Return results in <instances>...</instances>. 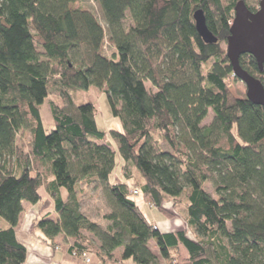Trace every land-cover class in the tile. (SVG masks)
<instances>
[{
  "label": "trees",
  "instance_id": "obj_1",
  "mask_svg": "<svg viewBox=\"0 0 264 264\" xmlns=\"http://www.w3.org/2000/svg\"><path fill=\"white\" fill-rule=\"evenodd\" d=\"M77 1L0 0V220L8 223L0 221V264H24L16 226L42 186L53 205L36 221L46 238L68 237L103 262L161 264L155 238L168 264H264V106L232 94L239 78L222 45L239 0H97L106 29ZM244 1L252 10L260 2ZM198 8L217 42L199 34ZM240 61L264 83L253 55ZM91 86L103 87L122 130L102 129L94 103L75 102L73 92ZM53 91L62 104L51 101L47 131L41 104ZM21 131L31 135L28 152ZM118 154L140 171V185L111 181ZM82 181L103 186L106 225L82 210ZM133 187L167 217L184 200L187 227L155 228ZM180 250L182 260L172 254Z\"/></svg>",
  "mask_w": 264,
  "mask_h": 264
},
{
  "label": "rangeland",
  "instance_id": "obj_2",
  "mask_svg": "<svg viewBox=\"0 0 264 264\" xmlns=\"http://www.w3.org/2000/svg\"><path fill=\"white\" fill-rule=\"evenodd\" d=\"M248 3L251 5H258L257 0H248ZM75 4H80L81 6L92 10L96 16L98 17L100 23L107 28V23L105 20L104 13L102 8L97 0H78ZM131 23L130 13L127 12V19L125 21L126 27ZM222 45L226 48L227 43L223 42ZM115 47L106 40L104 46L102 48V52L108 56H111L114 52ZM231 92L233 95H246L247 87L246 84L241 79H234L232 78L230 81ZM74 100L77 103L82 102H92L97 107L98 115L97 120L100 127L106 131H110V129H123V125L119 116H116L112 112L111 104L108 100L106 93L103 91V87L91 86L87 90H76L73 92ZM51 101L56 103H61L62 98L58 96L56 92H51L49 96L45 99V101L41 104V114L45 128L47 131H50L55 127L53 115L51 112ZM62 104V103H61ZM214 117V111L210 108L208 111L207 116L202 120V124H209ZM17 142L22 146L27 152L30 150V142H31V135L30 133L21 131L18 133ZM109 138L112 144H115V140L109 135ZM118 163L115 166L112 174H111V181H126L131 185H140L143 181L142 175L137 167L132 164L128 163L125 165L124 160L118 154ZM136 185V186H137ZM208 190L212 191V186L210 183H207ZM42 199L35 204L24 202V209L23 210H53L52 199L47 193L45 186L41 187ZM78 196L81 201L82 210L89 216L94 217L95 219L102 221L103 212L109 210L108 200L104 191L103 186L97 181H82L78 184ZM136 200L138 201L141 209L144 211L146 215H150L149 211L152 210L153 212H158V208L154 206H150L147 202L144 201L141 195H135ZM171 201V200H170ZM167 199L165 205L172 209V204ZM45 202V203H44ZM184 200L181 201V204H178L176 210H178V215H174L173 217L180 218L184 227H187L186 220L184 218ZM172 211V210H171ZM1 222H5L4 219L0 220ZM158 228V227H157ZM190 236H194L192 232L189 231ZM71 241L69 244H72ZM155 242L152 243V247L156 248ZM183 250L180 251H172L174 257L182 260L183 257ZM93 262L91 264L96 263V258L93 255ZM170 261L166 259L162 261L161 264H168ZM90 264V263H89Z\"/></svg>",
  "mask_w": 264,
  "mask_h": 264
},
{
  "label": "water",
  "instance_id": "obj_3",
  "mask_svg": "<svg viewBox=\"0 0 264 264\" xmlns=\"http://www.w3.org/2000/svg\"><path fill=\"white\" fill-rule=\"evenodd\" d=\"M193 16L203 40L207 43L217 42L218 36L208 27L204 9L198 8ZM226 50L234 74L246 84L247 97L264 106L263 81L248 71L240 61L242 54L249 53L255 57L260 68L264 67V0H260L256 10H252L244 0L237 2Z\"/></svg>",
  "mask_w": 264,
  "mask_h": 264
},
{
  "label": "crops",
  "instance_id": "obj_4",
  "mask_svg": "<svg viewBox=\"0 0 264 264\" xmlns=\"http://www.w3.org/2000/svg\"><path fill=\"white\" fill-rule=\"evenodd\" d=\"M107 211L109 210H106L103 213L105 214ZM44 212H46V210H23L21 212L19 223L16 226V236L17 239L27 248V256L24 264H44L46 262H57L59 264H91L94 260L92 259L94 255L93 253L90 254L91 260L89 262L80 256H73L70 253L69 243L72 241L70 238L63 235H57L54 238L55 244H52L51 240L46 238L44 232L36 225V221L40 216V213ZM149 214V216H146L150 220H153L158 229L162 232L184 228L180 218L178 217H167L160 210H158V212L150 210ZM90 218L99 221L94 217ZM99 222L102 225H106L107 223L104 218H102V221ZM1 226L7 227L8 223L1 222ZM153 242L157 245L155 238L150 240L152 250L159 255L161 262L165 261L166 258L160 256L159 247L156 246L157 250L152 247ZM121 254L122 248H118L115 251V258H121ZM95 258V264H116L118 262L117 259H107L103 262L98 259L97 256H95ZM123 264H134V261L132 259H127L123 262Z\"/></svg>",
  "mask_w": 264,
  "mask_h": 264
},
{
  "label": "built area",
  "instance_id": "obj_5",
  "mask_svg": "<svg viewBox=\"0 0 264 264\" xmlns=\"http://www.w3.org/2000/svg\"><path fill=\"white\" fill-rule=\"evenodd\" d=\"M131 191L134 195H137L139 193V190L137 187H133ZM155 228H157V225H155ZM69 251L73 256H80V257L84 258L87 262H89L91 260V256H90V253L88 250L78 249L77 247H75L73 245V243L69 244ZM44 264H59V263H57V262H46ZM117 264H123V263L118 262Z\"/></svg>",
  "mask_w": 264,
  "mask_h": 264
}]
</instances>
